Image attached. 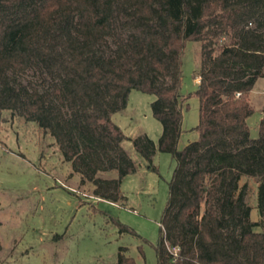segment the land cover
Here are the masks:
<instances>
[{
  "label": "trees",
  "instance_id": "16d2710c",
  "mask_svg": "<svg viewBox=\"0 0 264 264\" xmlns=\"http://www.w3.org/2000/svg\"><path fill=\"white\" fill-rule=\"evenodd\" d=\"M189 42L201 45L199 138L180 149ZM31 68L49 84L44 91L12 75ZM262 77L264 0H0V135L3 112L20 111L50 131L94 196L126 199L121 184L136 168L112 117L132 90L156 97L158 149L177 162L154 245L158 264H264L263 222L251 219L241 184L257 179L264 216V104L257 138L248 125L249 95ZM133 144L152 160L151 139ZM104 171L117 177H97ZM126 250L118 264H133Z\"/></svg>",
  "mask_w": 264,
  "mask_h": 264
},
{
  "label": "rangeland",
  "instance_id": "374dc122",
  "mask_svg": "<svg viewBox=\"0 0 264 264\" xmlns=\"http://www.w3.org/2000/svg\"><path fill=\"white\" fill-rule=\"evenodd\" d=\"M200 43L189 42L183 56L182 93L190 96L184 110V132L178 143L183 149L198 140L193 130L199 123V101L193 93L199 68ZM24 84L44 91L49 84L36 68L12 74ZM199 81V80H198ZM154 95L132 90L127 106L112 121L127 138L120 147L135 165L121 191L126 199L112 202L93 195L90 182L66 161L49 130L26 120L20 111H4L0 135V264H118V253L133 264H158L154 245L160 236V222L167 204L169 182L175 158L158 149L163 126L152 112ZM249 99L254 113L248 118L251 137L259 136L263 117L264 77L252 89ZM146 137L156 151L148 161L136 151L133 140ZM97 177L116 178V171L99 172ZM251 219L262 220L258 205V181L244 177ZM117 222L130 231L120 232ZM261 231L260 227L255 228Z\"/></svg>",
  "mask_w": 264,
  "mask_h": 264
},
{
  "label": "built area",
  "instance_id": "2783aa9c",
  "mask_svg": "<svg viewBox=\"0 0 264 264\" xmlns=\"http://www.w3.org/2000/svg\"><path fill=\"white\" fill-rule=\"evenodd\" d=\"M170 250H171L172 253H174V255H177V252H178L179 249L176 248V247H173Z\"/></svg>",
  "mask_w": 264,
  "mask_h": 264
},
{
  "label": "crops",
  "instance_id": "0c3cea01",
  "mask_svg": "<svg viewBox=\"0 0 264 264\" xmlns=\"http://www.w3.org/2000/svg\"><path fill=\"white\" fill-rule=\"evenodd\" d=\"M197 79L199 80V78H197ZM198 80H197V84H198V82H199Z\"/></svg>",
  "mask_w": 264,
  "mask_h": 264
}]
</instances>
